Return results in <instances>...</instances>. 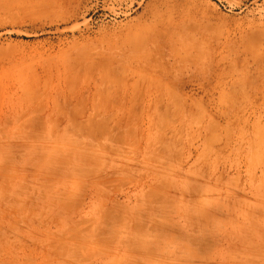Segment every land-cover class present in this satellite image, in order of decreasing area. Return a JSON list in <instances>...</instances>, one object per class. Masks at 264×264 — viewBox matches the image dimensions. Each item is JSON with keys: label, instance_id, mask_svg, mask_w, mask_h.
I'll use <instances>...</instances> for the list:
<instances>
[{"label": "rangeland", "instance_id": "374dc122", "mask_svg": "<svg viewBox=\"0 0 264 264\" xmlns=\"http://www.w3.org/2000/svg\"><path fill=\"white\" fill-rule=\"evenodd\" d=\"M0 264H264V0H0Z\"/></svg>", "mask_w": 264, "mask_h": 264}]
</instances>
